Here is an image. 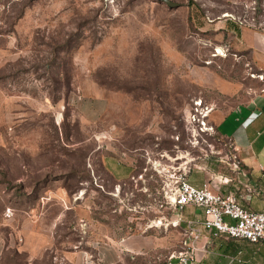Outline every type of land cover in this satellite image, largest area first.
<instances>
[{
    "label": "rangeland",
    "instance_id": "obj_1",
    "mask_svg": "<svg viewBox=\"0 0 264 264\" xmlns=\"http://www.w3.org/2000/svg\"><path fill=\"white\" fill-rule=\"evenodd\" d=\"M170 1L0 0V264L178 249L163 182L228 153L189 143L196 103L223 115L264 90L235 46L239 26L264 34V0Z\"/></svg>",
    "mask_w": 264,
    "mask_h": 264
},
{
    "label": "crops",
    "instance_id": "obj_2",
    "mask_svg": "<svg viewBox=\"0 0 264 264\" xmlns=\"http://www.w3.org/2000/svg\"><path fill=\"white\" fill-rule=\"evenodd\" d=\"M238 33L236 48L247 51L255 67L264 74V34L246 26H239ZM209 118L215 134L227 146L228 153L225 157L215 159L216 164L209 169L206 164H202V168L189 171L187 182L195 187L208 182L214 190L233 194L242 208L251 212L263 211L264 90L223 115L210 113ZM234 159L238 162V170L232 168ZM219 176L228 179V183H219L215 179ZM163 218L165 226L171 225L176 219L179 221L177 226H171L179 230L182 240L187 222L201 221L203 212L200 208L190 206L180 213H172L170 221L168 217ZM198 229L201 234L198 246L203 247V250L196 253L197 262L194 264H264V240L250 243L213 236L202 227ZM110 255L109 250L99 253L102 260Z\"/></svg>",
    "mask_w": 264,
    "mask_h": 264
},
{
    "label": "built area",
    "instance_id": "obj_3",
    "mask_svg": "<svg viewBox=\"0 0 264 264\" xmlns=\"http://www.w3.org/2000/svg\"><path fill=\"white\" fill-rule=\"evenodd\" d=\"M211 109L202 107L201 102L195 104L190 117L187 118V130L194 141L195 137L212 136L215 134L213 126L208 122ZM232 168L238 170V162L234 159ZM163 182L162 206L165 210L180 213L186 207H197L203 212L201 221H189L182 235L177 250L172 251L167 257V264H194L197 262L196 253L203 250L198 246L201 234L198 227L209 231L213 236H222L226 239L244 240L258 243L264 240V210L251 212L242 208L233 194H223L214 190L208 182L201 187L190 185L186 180L184 166L177 174L168 176ZM219 183L226 184L228 179L219 176L215 178ZM176 219L171 225L177 226Z\"/></svg>",
    "mask_w": 264,
    "mask_h": 264
},
{
    "label": "water",
    "instance_id": "obj_4",
    "mask_svg": "<svg viewBox=\"0 0 264 264\" xmlns=\"http://www.w3.org/2000/svg\"><path fill=\"white\" fill-rule=\"evenodd\" d=\"M158 1H160V2H164L167 6L172 7V8L178 6V4H176V3H174V2H171L170 0H158Z\"/></svg>",
    "mask_w": 264,
    "mask_h": 264
},
{
    "label": "trees",
    "instance_id": "obj_5",
    "mask_svg": "<svg viewBox=\"0 0 264 264\" xmlns=\"http://www.w3.org/2000/svg\"><path fill=\"white\" fill-rule=\"evenodd\" d=\"M237 30L239 31V27L237 28Z\"/></svg>",
    "mask_w": 264,
    "mask_h": 264
},
{
    "label": "bare ground",
    "instance_id": "obj_6",
    "mask_svg": "<svg viewBox=\"0 0 264 264\" xmlns=\"http://www.w3.org/2000/svg\"><path fill=\"white\" fill-rule=\"evenodd\" d=\"M218 51V50H217ZM219 52V51H218ZM224 55V54H223Z\"/></svg>",
    "mask_w": 264,
    "mask_h": 264
},
{
    "label": "flooded vegetation",
    "instance_id": "obj_7",
    "mask_svg": "<svg viewBox=\"0 0 264 264\" xmlns=\"http://www.w3.org/2000/svg\"><path fill=\"white\" fill-rule=\"evenodd\" d=\"M132 179H133V177H132Z\"/></svg>",
    "mask_w": 264,
    "mask_h": 264
}]
</instances>
